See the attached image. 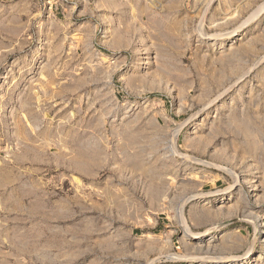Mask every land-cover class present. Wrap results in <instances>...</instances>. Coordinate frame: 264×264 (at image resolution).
<instances>
[{
	"label": "rangeland",
	"instance_id": "rangeland-1",
	"mask_svg": "<svg viewBox=\"0 0 264 264\" xmlns=\"http://www.w3.org/2000/svg\"><path fill=\"white\" fill-rule=\"evenodd\" d=\"M263 6L0 0V264H264Z\"/></svg>",
	"mask_w": 264,
	"mask_h": 264
},
{
	"label": "bare ground",
	"instance_id": "bare-ground-1",
	"mask_svg": "<svg viewBox=\"0 0 264 264\" xmlns=\"http://www.w3.org/2000/svg\"><path fill=\"white\" fill-rule=\"evenodd\" d=\"M263 7H264V6H263ZM263 9H264V8H262V9L260 8V10L258 11V13H256V16L259 15ZM262 13H263V12H262ZM256 16H255V17H256ZM255 17H253V19H254ZM253 19H251V20H253ZM235 36H239L238 40H240V36H241V34H236ZM230 38H232V37H230ZM224 46H225V45L223 44L222 47H224Z\"/></svg>",
	"mask_w": 264,
	"mask_h": 264
}]
</instances>
